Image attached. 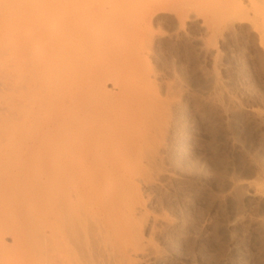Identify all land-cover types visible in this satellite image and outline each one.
Wrapping results in <instances>:
<instances>
[{
    "label": "bare ground",
    "instance_id": "1",
    "mask_svg": "<svg viewBox=\"0 0 264 264\" xmlns=\"http://www.w3.org/2000/svg\"><path fill=\"white\" fill-rule=\"evenodd\" d=\"M204 1L0 0V264H96L99 245L114 264L142 254L141 185L173 105L147 69L148 29L199 3L216 30L238 5Z\"/></svg>",
    "mask_w": 264,
    "mask_h": 264
},
{
    "label": "rangeland",
    "instance_id": "2",
    "mask_svg": "<svg viewBox=\"0 0 264 264\" xmlns=\"http://www.w3.org/2000/svg\"><path fill=\"white\" fill-rule=\"evenodd\" d=\"M239 1L217 31L201 0L152 19L147 69L172 119L130 264H264V0ZM98 247L93 260L114 264Z\"/></svg>",
    "mask_w": 264,
    "mask_h": 264
}]
</instances>
